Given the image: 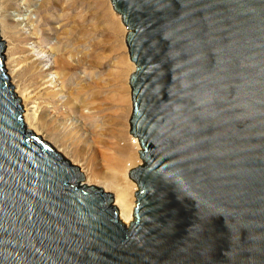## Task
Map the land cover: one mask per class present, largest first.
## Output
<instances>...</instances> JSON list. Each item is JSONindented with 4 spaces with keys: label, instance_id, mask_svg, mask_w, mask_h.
<instances>
[{
    "label": "water",
    "instance_id": "95a60500",
    "mask_svg": "<svg viewBox=\"0 0 264 264\" xmlns=\"http://www.w3.org/2000/svg\"><path fill=\"white\" fill-rule=\"evenodd\" d=\"M135 68L134 219L29 129L0 35V264H264V0H111Z\"/></svg>",
    "mask_w": 264,
    "mask_h": 264
},
{
    "label": "bare ground",
    "instance_id": "6f19581e",
    "mask_svg": "<svg viewBox=\"0 0 264 264\" xmlns=\"http://www.w3.org/2000/svg\"><path fill=\"white\" fill-rule=\"evenodd\" d=\"M78 1L85 2L90 13H73L72 9L79 4ZM14 4L11 0H0V35L4 41V67L20 98L25 125L35 134L49 139L57 151L84 172L82 184L97 185L112 193L120 221L129 224L134 219L137 190V183L129 172L141 165L143 159L139 153V139L130 131L133 106L129 77L135 63L128 50L121 52L124 31L120 26V20L123 22L120 13L113 8L111 0H101V6L98 5L102 7V15H107L109 24L120 33L121 38L118 40L121 54L116 62L119 81L112 102L115 104L114 112L109 119H104L105 115L94 106L89 105L85 111V105L90 102L79 98L81 92L88 89L93 95L99 92L94 91L102 87L99 82L84 84L77 80L62 96L58 95L64 91L63 81L78 66L87 64L84 61H90L86 59V54L93 46L90 39L93 26L89 23L92 14L91 0H68L67 5L60 4L68 21L66 27L59 30L56 42L52 44L45 43L38 37L31 17H25L19 22L9 21L5 12L14 8ZM21 23L27 28L25 34L19 31ZM123 25L126 27L124 23ZM80 29L84 33L81 38L78 36ZM51 86H58V89L53 93L54 89L49 91ZM55 95L57 98L53 99L52 96ZM46 98L48 102L44 106ZM97 113L99 115L96 116ZM100 117L102 119L98 120ZM67 120H70L69 128H66ZM111 120L114 122L111 123ZM106 122L110 123L109 128L106 127ZM60 126L64 129H60ZM55 129L71 139L70 149L65 140L54 134ZM108 132H112L111 146L106 139V135H110Z\"/></svg>",
    "mask_w": 264,
    "mask_h": 264
},
{
    "label": "rangeland",
    "instance_id": "374dc122",
    "mask_svg": "<svg viewBox=\"0 0 264 264\" xmlns=\"http://www.w3.org/2000/svg\"><path fill=\"white\" fill-rule=\"evenodd\" d=\"M14 5V8H9L5 14L9 17V21L19 22L25 17H31L36 25V30L38 37L43 41L49 44L56 42V38L58 32L63 27H66V19L61 11L60 4L67 5L66 2L68 0H11ZM110 2V0H108ZM79 2V1H78ZM92 7L91 9V17L89 19V23L93 26V33L90 37L92 42V49L86 54V59L90 60L84 61L87 64L83 63V65L78 66L74 73L67 77L63 81L64 83V91L59 92L58 95L62 96L66 90H69L71 87L75 85L77 80L81 81V83L88 84L89 82H99L102 84V87L99 89H94V91H99L95 95L91 92V90H86L81 92L79 98L81 100H86V102H90V104H86L84 110L86 111L89 108V105L94 106V108L100 111L103 115H105L104 119H109V117L113 114L114 107V95L116 93V88L119 81L118 70L116 67V62L118 59V55L121 52L128 50L127 45L125 43V34L126 27H124L123 22L120 20V26L123 28L124 34L122 36V49H119L118 40L120 38V33H117L116 30L113 29L112 25L108 22V17L103 16V11L100 12L101 0H91ZM80 4V5H79ZM78 5H75L72 9L73 13L82 12L90 13V10L85 5V2H79ZM82 4V6H81ZM100 5V6H98ZM86 8V9H85ZM116 13V12H115ZM116 18V15H114ZM105 27V28H102ZM20 33H27V28H25L24 23L18 26ZM78 36L81 38L84 36L82 29H80V33ZM24 38V36L22 37ZM70 43V41H69ZM63 46V45H62ZM91 68V70H90ZM52 75L50 74L49 77ZM48 84V83H44ZM43 84V85H44ZM54 89V90H53ZM58 89V86H51L49 91L53 90V93ZM91 95H93L91 97ZM53 99L57 98V96H52ZM44 101V106L47 104L48 99L46 98ZM83 102V101H82ZM82 102L80 104H82ZM50 106V105H48ZM50 109V108H49ZM94 110V111H96ZM51 111V110H49ZM53 114V113H52ZM99 115L98 113L96 116ZM102 118H98L101 120ZM69 121L67 120V127L69 128ZM111 123L114 121L111 120ZM58 123V122H57ZM106 127H110V123L106 122ZM63 126V125H61ZM60 126V129H64ZM54 134L63 140L66 141L68 148L70 149L71 139H67V137L63 136V132L54 130ZM110 135H106V139L108 141L109 146H111V142L113 141L112 132H108ZM43 137V136H42ZM44 139L51 142L49 139L43 137ZM52 143V142H51ZM53 144V143H52ZM54 145V144H53ZM137 189V188H136Z\"/></svg>",
    "mask_w": 264,
    "mask_h": 264
}]
</instances>
